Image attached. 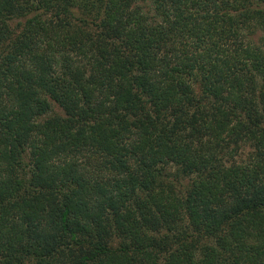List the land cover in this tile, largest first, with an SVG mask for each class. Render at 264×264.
I'll return each mask as SVG.
<instances>
[{
    "label": "trees",
    "instance_id": "16d2710c",
    "mask_svg": "<svg viewBox=\"0 0 264 264\" xmlns=\"http://www.w3.org/2000/svg\"><path fill=\"white\" fill-rule=\"evenodd\" d=\"M0 264H264V0H0Z\"/></svg>",
    "mask_w": 264,
    "mask_h": 264
}]
</instances>
